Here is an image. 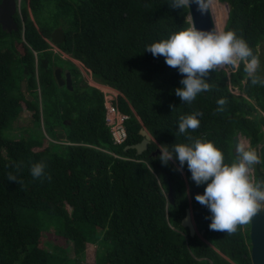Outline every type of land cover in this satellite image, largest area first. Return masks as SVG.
I'll list each match as a JSON object with an SVG mask.
<instances>
[{
  "label": "trees",
  "instance_id": "1",
  "mask_svg": "<svg viewBox=\"0 0 264 264\" xmlns=\"http://www.w3.org/2000/svg\"><path fill=\"white\" fill-rule=\"evenodd\" d=\"M217 1L227 5L222 30L247 41L264 74V0ZM16 25L0 29V264H82L86 245H93L89 264H251L248 224L231 235L210 230L211 213L195 200L206 185H195L186 164L178 171V161L158 159L160 145L188 142L177 135L179 117L200 111V127L189 134L211 141L229 165L231 137L247 138L262 161L251 175L264 179V87L250 84L244 65L211 72L213 89L184 104L174 92L184 77L145 51L188 28L186 7L171 0H19ZM55 27L64 36L56 46L121 93L123 142L110 137L100 91L49 48L44 38ZM54 66L69 72L70 89L57 85ZM222 97L225 111L214 114ZM22 109L55 141L42 146L43 135L30 131L5 135ZM140 128L151 137L146 148L124 149L141 139ZM40 161L50 181L31 177ZM9 172L23 183L8 181ZM185 208L192 236L179 224ZM49 228L62 244L40 245Z\"/></svg>",
  "mask_w": 264,
  "mask_h": 264
},
{
  "label": "clouds",
  "instance_id": "2",
  "mask_svg": "<svg viewBox=\"0 0 264 264\" xmlns=\"http://www.w3.org/2000/svg\"><path fill=\"white\" fill-rule=\"evenodd\" d=\"M192 3L197 5L201 15L207 12L206 0H171V7L188 8ZM145 51L154 58L164 57L166 65L177 69L184 77L180 80L182 87L174 90L184 104H191L198 95L213 89L208 78L211 72L219 68H235L243 64L250 84L264 87L259 57L253 53L247 41L232 30L205 31L193 26L147 45ZM216 104L214 114L222 113L227 99L222 97ZM202 115V112L194 111L180 116L177 135H184L188 142L172 144L171 150L169 145H160L158 159L164 166L170 161H178V171L187 165L195 185H206L203 194H197L195 200L211 213L210 217H206L211 220L209 229L231 235L239 226L247 225L255 215L264 211V179L258 180L251 175L254 166L262 161L254 148L245 142H238L234 162L226 164L222 151L211 141L189 134L200 127L199 117ZM15 167L19 170L22 164ZM47 167L44 161L32 163L29 171L33 180L50 181ZM7 180L23 183L12 172L7 174Z\"/></svg>",
  "mask_w": 264,
  "mask_h": 264
},
{
  "label": "water",
  "instance_id": "3",
  "mask_svg": "<svg viewBox=\"0 0 264 264\" xmlns=\"http://www.w3.org/2000/svg\"><path fill=\"white\" fill-rule=\"evenodd\" d=\"M18 3V2H17ZM207 3V0H206ZM226 5V3H224ZM14 9L13 0H0V25L2 29H5L7 32L10 31L11 28L14 29V24L11 20V13ZM227 15V9H226ZM186 19L188 21V28L195 27L198 30H213L212 19L208 12L201 15L197 11V5L195 3L190 4V6L186 7ZM63 31L60 27H55L49 34V40L54 43H60L63 40ZM61 67L54 66L53 67V76L58 85H64L66 88H71V80L69 76V72L64 70L63 75L61 76ZM20 89L24 93V81H20ZM26 98H29L28 95ZM138 133L141 135V139L130 145H125V148H134L136 153H140L144 150L149 143L151 137L146 132L144 128H140ZM237 144V134H234L231 137V148L232 153L235 156V146ZM166 198L169 202L171 199L170 188L168 187L166 193ZM179 224L187 228L188 234L192 236L196 230L194 224L192 222L190 212L188 208L184 209V215L181 217ZM248 238H249V257L251 264H264V211L259 212L255 215L250 222L248 223Z\"/></svg>",
  "mask_w": 264,
  "mask_h": 264
},
{
  "label": "rangeland",
  "instance_id": "4",
  "mask_svg": "<svg viewBox=\"0 0 264 264\" xmlns=\"http://www.w3.org/2000/svg\"><path fill=\"white\" fill-rule=\"evenodd\" d=\"M224 3L225 2H220L217 0H207L208 12H209V15L212 19L214 31H221L222 30V25H223V22H224L225 17H226V9H227V5H224ZM63 58L69 59L70 57L68 58V56L65 54V56ZM80 63L81 62L77 63L78 66L83 67V65ZM228 68H230V67H224L223 69L226 70ZM86 69H84V71ZM231 91L235 94L238 93V91L236 89H233V88L231 89ZM29 114H30L29 111H27L26 109H22L18 115V118L16 120L12 121L11 130L8 131V129H5L3 131V133L7 136H13L15 138L20 137L22 135L24 136V134H27L28 131H30L31 136H33V135L36 136L37 134L41 133L43 135L41 137L42 146L45 145L48 140L49 141L50 140L55 141L54 139L50 138L48 135H44L45 133H44L43 128L41 126H37L36 123L33 122L31 119H25V118H28ZM262 129L264 131V125L262 126ZM58 137H60V136H58ZM56 141H58V140H56ZM238 142H245L248 144L247 138H245L239 134H237V143ZM254 149L256 150V148H254ZM39 243H40V245H43V246L48 244V243L49 244H52V243L62 244V239L59 237H56L53 234L52 229L49 228L47 231L43 232L40 235ZM67 255L69 257L73 256L71 243L67 244ZM92 257H93V245H86L85 250H84V260L82 261V264H89L88 262H91Z\"/></svg>",
  "mask_w": 264,
  "mask_h": 264
},
{
  "label": "built area",
  "instance_id": "5",
  "mask_svg": "<svg viewBox=\"0 0 264 264\" xmlns=\"http://www.w3.org/2000/svg\"><path fill=\"white\" fill-rule=\"evenodd\" d=\"M44 39L53 52L58 53L61 57L65 56V54H63V52L56 46V44L52 43L49 38ZM75 65L77 68H79L80 73L83 74L82 76L86 80L87 84L98 89L102 95V105L104 108L103 120L108 127L112 141L114 143L123 142L126 137V131L123 122L127 118V114L121 112L117 106V97L121 96V93L116 88L108 84L98 82L92 83L93 80L91 79L90 71L84 66L79 67L78 64ZM84 69L86 70L84 71Z\"/></svg>",
  "mask_w": 264,
  "mask_h": 264
},
{
  "label": "flooded vegetation",
  "instance_id": "6",
  "mask_svg": "<svg viewBox=\"0 0 264 264\" xmlns=\"http://www.w3.org/2000/svg\"><path fill=\"white\" fill-rule=\"evenodd\" d=\"M18 2V3H17ZM13 3H14V9H13V12L11 13L10 17H11V20L14 24V29L11 28L10 31H15L16 30V15L18 14V9H19V0H13ZM0 29L1 28V25H0ZM4 31H6L5 29H2ZM7 32V31H6ZM65 69H62V75H63V72H64Z\"/></svg>",
  "mask_w": 264,
  "mask_h": 264
},
{
  "label": "crops",
  "instance_id": "7",
  "mask_svg": "<svg viewBox=\"0 0 264 264\" xmlns=\"http://www.w3.org/2000/svg\"><path fill=\"white\" fill-rule=\"evenodd\" d=\"M70 60L74 63V64H77L79 61L75 60V59H71ZM92 83H95V81H92Z\"/></svg>",
  "mask_w": 264,
  "mask_h": 264
},
{
  "label": "bare ground",
  "instance_id": "8",
  "mask_svg": "<svg viewBox=\"0 0 264 264\" xmlns=\"http://www.w3.org/2000/svg\"><path fill=\"white\" fill-rule=\"evenodd\" d=\"M214 5V4H213ZM213 16V15H212Z\"/></svg>",
  "mask_w": 264,
  "mask_h": 264
}]
</instances>
